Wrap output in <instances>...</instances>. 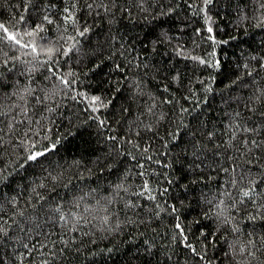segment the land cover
<instances>
[{
  "label": "trees",
  "instance_id": "1",
  "mask_svg": "<svg viewBox=\"0 0 264 264\" xmlns=\"http://www.w3.org/2000/svg\"><path fill=\"white\" fill-rule=\"evenodd\" d=\"M0 23L36 47L0 41V264H264V0H0Z\"/></svg>",
  "mask_w": 264,
  "mask_h": 264
},
{
  "label": "snow or ice",
  "instance_id": "2",
  "mask_svg": "<svg viewBox=\"0 0 264 264\" xmlns=\"http://www.w3.org/2000/svg\"><path fill=\"white\" fill-rule=\"evenodd\" d=\"M206 2H207V0H206ZM101 7H103L105 11H108V8H107L106 5H101ZM89 8H91V5H89ZM65 11H67V9H65ZM69 18L70 17H65V19H69ZM20 19L22 21L23 20V17H21ZM44 19L47 20L48 23H52V21L49 20L47 16H45ZM0 31H2V33H3V35L0 36V41H4V40L11 41L15 45H18L21 48L31 47L32 52H36V47H35V44L34 43H30V44H24V43H22L21 42V39L18 38V36L20 34L19 33L10 32L9 31V27L7 25H5L3 23H0ZM42 31H44L43 26L40 25V24H37V25L34 26V30L33 31L25 32L24 35H27V36H35L38 32H42ZM86 31H87V28L84 29V32H86ZM208 31L211 32L212 29L209 28ZM84 32H81L80 35H83ZM164 38H165L164 34H161L160 39H164ZM49 51H51V50H49ZM200 63L203 64V63H205V61L204 60H200ZM61 82L64 83L65 85L70 86L69 81H67L65 79H62ZM261 95H264V92H262ZM98 99H99L98 97H93L92 98L93 101H96ZM257 99H259V97H257ZM10 127H11V125H10ZM252 143L253 144H256L257 142L254 140V141H252ZM35 158H36L35 156H31L30 157V159H35ZM143 187H144V190L145 191H148L149 190L147 182H145V184L143 185ZM142 194L143 193H140V195H142ZM244 195L247 196L248 195V192H245ZM150 198L154 199V197H150ZM176 227H177V229H180L181 235L183 236V229L181 228L180 223H177ZM0 231H2V229H0ZM183 240L186 242L187 241V237L186 236H183ZM185 246L191 248L192 251L195 252V249L192 248V245L191 244H187L186 243ZM201 259H203V257H201Z\"/></svg>",
  "mask_w": 264,
  "mask_h": 264
}]
</instances>
